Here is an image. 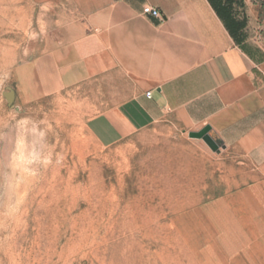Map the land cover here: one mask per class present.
<instances>
[{"label":"crops","instance_id":"crops-1","mask_svg":"<svg viewBox=\"0 0 264 264\" xmlns=\"http://www.w3.org/2000/svg\"><path fill=\"white\" fill-rule=\"evenodd\" d=\"M45 10L42 51L14 70L19 96L75 94L104 148L150 128L175 138L174 163L204 172L220 227L205 248L264 264V0H45ZM204 128L218 152L186 140Z\"/></svg>","mask_w":264,"mask_h":264},{"label":"rangeland","instance_id":"rangeland-1","mask_svg":"<svg viewBox=\"0 0 264 264\" xmlns=\"http://www.w3.org/2000/svg\"><path fill=\"white\" fill-rule=\"evenodd\" d=\"M50 21L45 0H0V264L241 262L205 248L220 227L204 172L174 163L175 138L150 128L104 148L75 94L19 96L14 70L42 51Z\"/></svg>","mask_w":264,"mask_h":264},{"label":"water","instance_id":"water-1","mask_svg":"<svg viewBox=\"0 0 264 264\" xmlns=\"http://www.w3.org/2000/svg\"><path fill=\"white\" fill-rule=\"evenodd\" d=\"M209 129L205 128L202 132L198 133L196 138H201L205 144L213 151V152H218L219 151V145L218 143L213 140L209 135H208Z\"/></svg>","mask_w":264,"mask_h":264},{"label":"built area","instance_id":"built-area-1","mask_svg":"<svg viewBox=\"0 0 264 264\" xmlns=\"http://www.w3.org/2000/svg\"><path fill=\"white\" fill-rule=\"evenodd\" d=\"M143 14L147 15V16H152V17H155V18L160 17L159 11L157 9H155V8L150 7V6L144 7ZM147 96L150 97V93H147Z\"/></svg>","mask_w":264,"mask_h":264}]
</instances>
